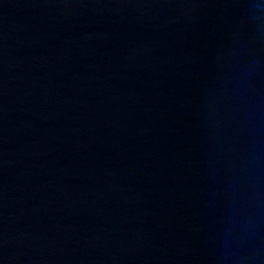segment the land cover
Here are the masks:
<instances>
[{"label":"water","instance_id":"obj_1","mask_svg":"<svg viewBox=\"0 0 264 264\" xmlns=\"http://www.w3.org/2000/svg\"><path fill=\"white\" fill-rule=\"evenodd\" d=\"M0 264H264V0H0Z\"/></svg>","mask_w":264,"mask_h":264}]
</instances>
